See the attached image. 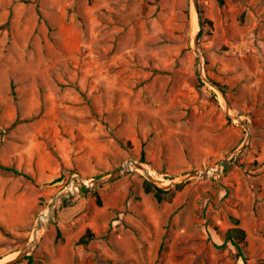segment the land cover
<instances>
[{
    "label": "rangeland",
    "instance_id": "rangeland-1",
    "mask_svg": "<svg viewBox=\"0 0 264 264\" xmlns=\"http://www.w3.org/2000/svg\"><path fill=\"white\" fill-rule=\"evenodd\" d=\"M197 4L0 0V161L31 176L0 171V264L76 175L93 180L144 155L168 183L243 143L245 127L199 78L198 31L205 75L251 122L245 148L170 201L146 192L135 168L95 189L101 204L80 188L42 228L33 262L19 264H264V0ZM232 217L246 259L217 246ZM88 229L94 238L79 243Z\"/></svg>",
    "mask_w": 264,
    "mask_h": 264
},
{
    "label": "water",
    "instance_id": "water-1",
    "mask_svg": "<svg viewBox=\"0 0 264 264\" xmlns=\"http://www.w3.org/2000/svg\"><path fill=\"white\" fill-rule=\"evenodd\" d=\"M195 7L198 9V4L197 0H194ZM201 25V23H200ZM199 36H200V31H198L195 36H194V45L193 49L197 54L198 60H199V78L204 82L212 86L214 89H216L220 95L223 97L224 102H225V109L227 115L236 120L239 121L246 129L247 135L243 141V143L236 148L229 156L225 157L218 165L217 167H208L203 170H195L192 172H189L187 174L174 177L170 182L164 183L161 180H159L157 177L153 176L152 174L149 173V166L137 159L129 158L125 160L120 166H118L116 169L112 170L108 175L98 177L96 179L90 180L82 177L81 175H76L73 177V181L69 182V184L66 185L64 189H62L53 199L51 204L49 205V208L53 210V215L57 212V210L62 206V204L65 203L67 198H69L74 192L70 191L67 189V187L73 182L77 187L81 188L84 187L87 190H95L96 188L102 186L105 183H108L110 181H113L117 178H119L122 175H125L132 169H139L145 172L147 180L150 182L154 183L157 187L161 189H170L174 187L177 184H182L185 183L189 180L196 179V178H205L209 176H214L219 174L222 169L231 162V160L237 156L247 145L249 142L250 138V133H251V122L250 120L242 115L241 113H232L231 112V107L228 104L226 98H225V93L221 89V87L214 82L212 79H210L208 76L205 75L204 73V59L203 55L199 49ZM52 217L50 218L49 222L51 221ZM39 219V217H38ZM42 228V223L40 220H37V223L33 229V233L37 234L38 230ZM33 235V234H32ZM41 235V234H40ZM40 237V236H39ZM39 237H35L30 239V241L21 249L16 251V255L5 261L2 264H15L16 262L20 261L21 259L25 258L28 255H31L34 249L36 248Z\"/></svg>",
    "mask_w": 264,
    "mask_h": 264
},
{
    "label": "trees",
    "instance_id": "trees-1",
    "mask_svg": "<svg viewBox=\"0 0 264 264\" xmlns=\"http://www.w3.org/2000/svg\"><path fill=\"white\" fill-rule=\"evenodd\" d=\"M219 2L222 4L223 0H219ZM39 14H40V11H39ZM8 22L9 21H7V23ZM206 22H210V21L206 18L202 19V15H200L201 25H204V23H206ZM203 84L204 83L201 80H199V85H203ZM140 160L143 162L146 161L144 155H142L140 157ZM0 171H2L4 173H11L14 175H21V176H23L25 178H29V179L31 178L30 174L23 172L22 170L18 169L17 167H15L13 165L4 164L1 161H0ZM98 177H100V176H98ZM183 185H184V183L177 184L170 189H161V188L157 187L154 183L150 182L149 180H147V179L144 180V190L148 193H153L158 201H164V200L170 201V200H172V198L175 195V191L182 188ZM81 190L83 192L89 191L84 187H81ZM92 193L97 195V203L101 204L102 202H101V198L98 194V191L94 190V191H92ZM232 220L234 222V225L226 230L223 243L217 244V246L222 248V247H225L228 244V242H231L234 245V247L236 248L238 256L246 259L245 255H244V250H243V244L245 243L246 236H247L246 231L243 227L240 226L239 218L232 217ZM94 236H95V234L90 229H88V231L80 237L78 242L81 244H88L91 241V239L94 238ZM24 260H29L32 263L33 262V256L28 255L24 259L17 262L16 264H19L20 262H23Z\"/></svg>",
    "mask_w": 264,
    "mask_h": 264
},
{
    "label": "bare ground",
    "instance_id": "bare-ground-1",
    "mask_svg": "<svg viewBox=\"0 0 264 264\" xmlns=\"http://www.w3.org/2000/svg\"><path fill=\"white\" fill-rule=\"evenodd\" d=\"M149 173L152 174V175H155L154 170L153 169H150V168H149ZM67 189L70 190V191H73L74 193H77L80 190V188L77 187L73 182L67 187ZM52 215H53V210H51L49 208V206L46 207L45 209H43L40 212V215H39V219L38 220L41 221L42 228L45 227L49 223V220L52 217ZM42 228L38 230L37 234H35V232H34L33 235H32V238L39 237Z\"/></svg>",
    "mask_w": 264,
    "mask_h": 264
}]
</instances>
